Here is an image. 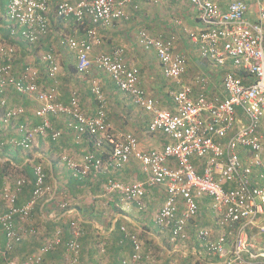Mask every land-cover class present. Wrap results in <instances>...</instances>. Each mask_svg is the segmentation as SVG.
Returning a JSON list of instances; mask_svg holds the SVG:
<instances>
[{
  "label": "built area",
  "instance_id": "obj_1",
  "mask_svg": "<svg viewBox=\"0 0 264 264\" xmlns=\"http://www.w3.org/2000/svg\"><path fill=\"white\" fill-rule=\"evenodd\" d=\"M158 1L61 0L55 5L59 18H72L78 24L86 20L92 23L82 37L64 35L59 45L76 54L78 70L89 77L90 92L97 104L93 115L83 110L76 90L69 102L58 100L55 83L62 63L55 46L40 56L46 77L54 81L53 86L44 89L40 71L28 62L16 72L17 48L12 43H1L0 131L26 114L24 106L8 104V90L32 97L38 103L34 112L40 122L20 123L19 136L10 137L6 143L29 151L39 137L51 136L56 140L62 130L54 127L51 117L66 116V128L74 132L77 140L86 138L92 146L79 162L63 156L75 177H97L110 166L120 170L135 159L142 165L146 179L130 183L113 181L107 190L144 208L147 187L163 186L167 195L154 222L169 230L172 243L188 240V225L201 214L198 198L207 196L211 210L217 214L220 232L214 238L211 228L199 227L197 239L201 247L218 255L223 264H264V253L260 254L262 260H258L259 256L250 251L248 231L250 225L264 231V226L257 222L258 216L264 215V0H186L195 7L199 24L195 30H186L201 58L214 64L207 65L208 72L190 74L188 55L177 50L176 29L182 19H174L173 28L164 36L153 35L145 28L139 31V45L153 50L165 77L175 81L176 88L170 89L175 110L162 107L148 93L142 85L140 68L126 61L123 46L95 52L102 44L98 29L130 19L132 11H139L142 3ZM6 2V28L11 38L36 44L50 34V0ZM253 6L257 15L251 20L248 13ZM93 69L107 74L138 107L150 114L149 130L167 138L162 146L141 149L135 133L114 129L108 117V97L101 79L92 74ZM218 73L222 76V92L215 89L218 84L212 80ZM0 143L6 144L1 139ZM31 183L28 177L18 176L2 189L1 198L6 204V209H2L0 203V229L6 236L5 247L0 250L3 258L22 243L26 234V229L18 227L16 221L29 219L47 190L46 173L41 165L34 167L30 199L18 204L19 195ZM61 207L69 208L66 202ZM69 229L70 238L65 243L68 255L63 264H80L79 237L83 229L76 219L70 221ZM122 230L134 248L131 259L123 263L154 264L156 257L143 251L137 234L125 227ZM62 235V229H56L21 264H50L45 255L62 243ZM230 237L234 240L232 249L227 247Z\"/></svg>",
  "mask_w": 264,
  "mask_h": 264
},
{
  "label": "crops",
  "instance_id": "obj_2",
  "mask_svg": "<svg viewBox=\"0 0 264 264\" xmlns=\"http://www.w3.org/2000/svg\"><path fill=\"white\" fill-rule=\"evenodd\" d=\"M59 1L61 0H50V34L39 42L46 50H48L47 47L50 46V43H54L63 34H75L79 37L85 34L84 32L81 33V28L74 19H62L55 15V5ZM143 5L144 3L141 4L142 7ZM143 8L145 9L146 5ZM6 11V0H0V17L4 21L7 20ZM136 14L137 11H132L130 19L121 21L107 29H98L102 37V44L95 48V52H109L113 46H123L125 48L126 61L140 68L142 85L148 93L156 97L162 107L175 110L173 98L170 95L171 88L168 89L169 84L163 74V69L156 53L153 50H145L139 45V31L136 33V37L133 38L136 23L142 18V15L138 16ZM256 15V7L253 6L248 13V18L254 20ZM165 28H168L167 25ZM123 33L127 36L122 37ZM178 33L179 31L177 32L178 40L176 47L178 51L188 55L189 72L190 70L193 74L204 72V70L208 72L209 69H206L207 65L214 64L201 58L197 47L192 42H190L189 47L187 45L184 46V42L180 41ZM128 35L130 36L128 37ZM0 38L4 37L0 34ZM132 38L133 41L131 40ZM14 41L18 42L17 39H14ZM32 46L34 45L30 44L28 47L26 45L22 46L19 43V52H17V59L15 61L16 72H19L22 66L28 63L26 60L31 55ZM190 49L191 51H188ZM59 54L61 65H68L69 68V66L76 63V60L66 61L64 58L62 59L61 53ZM20 57L22 60H19ZM39 63L43 65L41 61ZM230 64L228 62V65ZM44 71V75H46L45 68ZM97 74V77L103 83L107 97L111 100L112 105H115L117 108V113L113 118L119 122V126H121L120 124L125 125L128 123L124 127H127L138 136L141 149L148 150L162 146L167 141V138L163 133H153L149 130L150 114L138 107L133 102V99L128 94L122 92L107 74L98 70ZM218 75L219 80L216 82L218 87L216 86L215 89L222 92V76L220 73ZM86 78V88L91 98L89 99L86 93H83V96L79 93L81 96L80 102L85 112L93 115L97 105L94 96L90 92L89 77L87 76ZM46 79L52 82L47 77ZM83 82L72 84L83 86ZM57 88L59 89V99L62 102H68L71 95L69 84L68 87L66 84L57 85ZM45 89H48V87ZM6 97L9 105L24 106L26 114L21 116L19 120L14 121L11 126L3 128L0 131V139L5 141V143L10 137L19 136L17 127L20 123L34 125L40 122V119L35 116L34 112L38 103L32 97L22 96L11 89L8 90ZM34 102L37 103L36 106H33ZM2 114L3 109L0 105V124L2 123ZM51 119L54 127L62 130V135L56 140H53L51 136L39 137L36 144L29 151L13 147L8 143L4 145L0 143V203L2 209H6L5 201L1 198L2 189L6 183H13L18 176H26L32 180V183L24 187L18 197L17 203L20 205L25 204L30 199L33 190L35 165L43 167L46 173L47 186V190L37 201L31 217L24 221H16L18 227L26 229L22 243L17 245V247L20 246L17 251L24 253L19 258L20 262L15 263L16 261L12 259V255L16 252V247L6 258L0 256V264H21L28 254L36 252L47 239L52 237L56 229L63 230L62 243L55 250L47 253L45 258L50 264H63L68 255L65 244L67 239L70 238L68 223L74 219L79 221L83 229V234L79 237L82 246L80 262L82 264H124V260L129 261L134 248L132 241L126 237L124 230H122L123 227L129 232L137 234L142 242L144 252L156 253L154 264H168L169 262L172 264L174 261H179L182 264H195L196 262H199V264H223V259L218 255H201L196 249L199 246L201 247L197 239L199 227L205 225L211 228L214 238L220 232L217 223L218 217L210 208L209 197L202 196L198 198L201 214L197 219L189 223L188 240L177 244L172 243L169 230L157 226L154 222L156 213L166 199L167 194L163 186L147 187L144 208H140L134 202L122 200L117 192L107 190V186L113 181L128 183L144 181L146 175L140 162L132 159L123 169L116 170L110 166L108 170L101 172L97 177L77 178L73 175L67 162L63 160V156L67 155L79 162L85 153L92 150V146L86 138L82 140L75 138L74 132L66 128L67 119H65L64 123L56 119V116H52ZM64 202L69 207L66 210L61 207V204ZM257 220L259 226H264V215H259ZM66 229L67 233L64 232ZM32 230L35 232L32 233ZM248 231L252 242L250 251L259 256L258 260H262L260 254L264 253V231L253 225L248 227ZM36 234H39V236H36ZM5 244L6 236L3 230L0 229V250L5 247ZM233 245L234 240L230 237L227 247L232 249ZM190 246H194L192 250H188Z\"/></svg>",
  "mask_w": 264,
  "mask_h": 264
},
{
  "label": "rangeland",
  "instance_id": "obj_3",
  "mask_svg": "<svg viewBox=\"0 0 264 264\" xmlns=\"http://www.w3.org/2000/svg\"><path fill=\"white\" fill-rule=\"evenodd\" d=\"M144 5H146L145 9L143 8ZM144 5H143V7L141 6V9L136 14L138 16L142 15V18L140 21H137V23H136L133 38L136 37V33L138 31H140L142 28L147 29L153 35H158V36L159 35H163V36L167 35L170 32V29L173 28L172 27V23H173L172 21L176 18H180V19H182V24L180 26H178V28L176 30H177V32L179 31L178 36L180 37V41L184 42V46L187 45L189 47L191 41H190V38H189V35H188V32L186 29L195 30L197 25H198V22L196 20L197 12H196L195 7H193L192 4H189L186 0H178V1L160 0L158 3H144ZM166 25L168 28H165ZM125 36H127V35H125L123 33L122 37H125ZM129 36L130 35H128V37ZM133 38L131 39L132 41H133ZM17 41L19 43H21L22 46H24V44L21 41H19V40H17ZM4 42H7V41H5L4 38H0V44L4 43ZM18 42L12 43L17 48V52H19V49H18L19 43ZM7 43H9V42H7ZM53 45L58 50V53H61L62 59L64 58V60H66V61H68V60L69 61H72V60L75 61L76 60L75 53H71L72 51H69L67 48L60 46L58 38L56 41H54ZM26 46L28 47L27 44H26ZM32 47H33V50L30 52L31 55H29V57L27 58L26 61L32 63V65H34V67H36L40 71V77H41L40 84H41L42 88H44V89L47 87L50 88L53 83L49 82L46 79V75H44V73H45L44 68L45 67H44V65H41L39 63L40 56L46 49H44V47H42L41 43H37L36 45H34ZM27 51H29V50H27ZM188 51H191V49ZM19 60H22V58L20 57ZM66 68H68V65H62V69L59 73V76L57 77V79H58L57 84L58 83H59V85L66 84L67 87L69 84V88H71V90L77 89L81 96H83V93L84 94L86 93L87 94L86 96L90 99L91 96L88 93V89L86 88L87 87V85H86L87 84L86 83L87 75H84V76H81L78 78L76 76H74V78H70L68 76V72H67ZM190 73L193 74V72H191V70H190ZM92 74L94 76H98L97 70L95 71V69H93ZM213 79H215L214 83L218 82V80H219L218 76L213 77L212 80ZM166 80H167V83L169 84L168 89L176 88L174 80L168 79V78H166ZM77 82H83L84 85L79 86L78 84H76V85L72 84V83H77ZM58 92H59V89H58ZM81 96H80V98H81ZM123 96L126 97L124 94H123ZM108 101H109L108 117H109V120H110L111 124L113 125L114 129L115 130L118 129V130H122V131H130L127 127H124L128 123H126L125 125L120 124L121 126H119V122L113 118V116H115L117 113V108L115 105H112L111 100L109 98H108ZM36 105H37V103L34 102L33 106H36ZM111 117L113 118L114 121L112 120ZM56 119H58L59 121H62L61 123H64L65 119H67V117L66 116H58V117H56ZM37 235L39 236V234H36V236ZM193 247L194 246L188 247V250L189 249L192 250ZM19 248H20V246H18L16 248L15 254L12 255V259L14 261H16L15 263H19L20 262L19 258H21L24 254L23 252L17 251ZM196 249L199 251V253H201V255H205V250L203 249V247L199 246ZM155 255H156V253H154V256ZM174 263L175 264H182L179 261H177V262L174 261ZM196 263L199 264V262H196ZM80 264H82V263H80ZM168 264H170V262Z\"/></svg>",
  "mask_w": 264,
  "mask_h": 264
},
{
  "label": "trees",
  "instance_id": "obj_4",
  "mask_svg": "<svg viewBox=\"0 0 264 264\" xmlns=\"http://www.w3.org/2000/svg\"><path fill=\"white\" fill-rule=\"evenodd\" d=\"M174 1H178V0H174ZM138 12V11H137ZM6 25H7V20L6 21H4V20H2L1 19V17H0V34L4 37V39H5V41H7V42H9V43H13V42H15L14 41V39L13 38H11L10 37V34H9V31H8V29L6 28ZM79 26H80V28H81V33L82 32H86V30H87V28H89V27H91L92 26V23L91 22H89V21H85V22H83V23H79ZM64 35H69V34H64ZM64 35H61L60 37H59V40H60V38H62ZM74 35V34H73ZM40 41H42V39L40 40ZM39 41V42H40ZM21 42H23V44L24 45H30L31 43H28V42H26V41H23V40H21ZM38 42V43H39ZM37 44V43H36ZM31 45H35V44H31ZM54 45H53V43H51L50 44V46L49 47H47V49H50V47H53ZM66 70L67 71H69L68 72V76L70 77V78H74V76H76L77 78L78 77H81V76H84L82 73H80V71L78 70V67H77V59H76V63L74 64V65H71V66H69V68H66ZM241 75H242V73H240ZM59 76V75H58ZM50 80V79H49ZM52 81V80H51ZM57 82H58V79H57ZM51 83H53L52 84V86L54 85V81H52ZM55 85H56V87H57V85L59 86V83L58 84H56L55 83ZM74 90H76L77 92H78V90L77 89H72L70 92V94H72V92L74 91ZM57 93H58V88H57ZM78 94H79V92H78ZM59 95V94H58ZM107 95V94H106ZM71 96V95H70ZM79 97H80V95H79ZM58 100L59 101H61L60 99H59V96H58ZM70 100V99H69ZM69 102V101H68ZM64 103H67V102H64ZM95 103H96V101H95ZM97 105V104H96ZM84 110V109H83ZM85 111V110H84ZM87 113V112H86ZM88 114V113H87ZM146 119V118H145ZM150 120V119H149ZM150 122V121H149ZM6 165H8V164H6ZM70 225V222L68 223V226ZM202 226H205V225H202ZM69 228V227H68ZM63 231V230H62ZM64 232H66L67 233V229L66 230H64ZM205 250V249H204ZM205 254H210V253H208V252H206L205 251ZM29 255V254H28ZM27 255V256H28ZM26 256V257H27ZM25 257V258H26ZM25 258H24V260H25ZM45 260H46V258H45ZM47 261V260H46ZM48 263H49V261H47ZM125 264V263H124Z\"/></svg>",
  "mask_w": 264,
  "mask_h": 264
}]
</instances>
